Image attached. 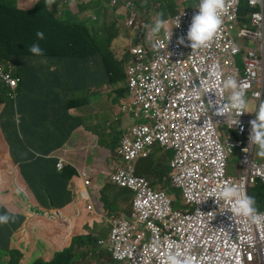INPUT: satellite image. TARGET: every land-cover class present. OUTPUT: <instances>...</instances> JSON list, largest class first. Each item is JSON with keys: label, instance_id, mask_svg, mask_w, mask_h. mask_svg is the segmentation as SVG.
Masks as SVG:
<instances>
[{"label": "clouds", "instance_id": "1", "mask_svg": "<svg viewBox=\"0 0 264 264\" xmlns=\"http://www.w3.org/2000/svg\"><path fill=\"white\" fill-rule=\"evenodd\" d=\"M47 1V7L54 2ZM69 1V11L73 13L71 4L76 0ZM16 3L18 6L17 0ZM18 8L31 9L25 4H20ZM89 10L92 13V8ZM102 11H105L106 17H97L100 37L111 45L118 37H124L121 51L126 52L127 45L130 54L144 56L145 64L153 69V93L148 100L140 99L139 104L146 108L153 107L154 125L140 126L141 136L134 140L126 137L127 133L122 127L117 137L122 134L124 156L130 143L144 141L149 135L148 130L156 128L157 110L172 104L174 109L182 112L200 111L213 122L223 150L220 158L215 157L195 177L203 175L198 179L216 187V191L212 194L214 198L194 199V206L176 211L192 214L195 219L197 214L194 210L197 207L198 216L205 224L216 225L219 232H226L225 236L228 234L239 238L250 233L253 239V231L264 222V206L251 192L255 186L264 185V0H105ZM89 15L79 17L91 25ZM36 36L44 39L42 31H37ZM134 40L137 43H133ZM29 51L35 56L43 52L35 43ZM118 54L116 52V56ZM179 58L193 64L195 71V75L190 73L178 79L185 92L182 98L169 95V82L177 78L174 66ZM158 80L163 81L164 90H160ZM199 87L204 90V98L199 96ZM127 108V100L123 99L121 112L124 124L129 117ZM153 142H159L173 151L171 166L176 185L178 170L174 161L177 150L174 146L154 138L146 143V154L139 155L138 159L149 156V146ZM258 156H262L259 166L263 173L254 176L248 171L252 168V158ZM233 157H237V160H233ZM2 184L0 229L8 227L13 219V212L2 202V194L8 190ZM218 208L220 212L215 214ZM152 216L153 229L161 222L154 214ZM70 244L71 241L67 246L55 250L52 258L40 256L31 264L38 260L51 263L56 253ZM100 246L97 244L94 249L103 251ZM205 251L213 253L216 248H210L207 244L199 247L200 256ZM11 253L14 259L10 264H17L23 256L22 251L13 249ZM165 264H181V259L176 253H169ZM257 264H264L261 255H258Z\"/></svg>", "mask_w": 264, "mask_h": 264}, {"label": "crops", "instance_id": "2", "mask_svg": "<svg viewBox=\"0 0 264 264\" xmlns=\"http://www.w3.org/2000/svg\"><path fill=\"white\" fill-rule=\"evenodd\" d=\"M124 42V37L114 40L113 44H116V52L119 54L109 63L103 61L102 64L94 62L80 66L79 71L97 70V78L75 77L79 71L72 70L73 64L67 72H62V76H53L59 66L52 65L50 69H46L39 62L32 63L33 66L41 67L42 73L49 74L46 77L41 75L36 88L30 89L26 83L23 86L25 106L28 109L36 107L33 110L34 119L43 118L41 109L48 108V103L63 106L66 102L70 103L65 117L74 125L73 132L79 137V141H72L70 138H74V133H71L69 139L61 147L50 151L49 155L57 160L62 159L64 166L68 164L75 170L69 182L72 199L62 209L47 210L32 205L25 191L13 183L12 177L11 182H3L2 187L8 190L2 194V202L13 212V219L8 227L0 229V264L12 262L13 249L23 253L17 264H31L40 256L50 259L55 250L69 244L70 236L72 239L78 234L90 235L94 239L91 242L84 239L83 246L75 245V254L79 256L75 259V264H81L80 260L83 259H94L104 264L102 260L105 256L107 259L111 258L114 264H129V259L120 254L136 240L145 244L151 239L152 231L154 232L151 227V208L139 205L135 190L119 181L129 171V164L124 156L122 134L118 137L117 134L124 126L126 137L134 140L141 136L140 126L154 125L153 107L146 108L139 104L140 99L148 100L153 93V69L145 64L144 56L127 52V45L126 52L121 51ZM100 65L106 69L99 68ZM87 66L90 68L87 69ZM139 66H142L141 69ZM174 71L177 78L169 82V95L182 98L185 92L178 79L190 73L195 75L194 65L179 58L175 62ZM50 88L54 91L48 93L58 92L62 99L39 105L40 98ZM198 91L199 96L204 98L203 88L199 87ZM123 99L127 100L129 113L125 124L121 112ZM104 121L115 127L110 139L112 147L88 146L92 140L101 144L109 143L105 136L95 134L100 132L98 125H102ZM162 150L167 156L164 160L158 157ZM166 150L168 149L159 142L150 144L149 156L137 160L135 174L150 178L152 187L170 200V210H188L190 204L184 192L175 185L171 166L173 155H167ZM113 156L122 157V164L112 166ZM2 163L0 161V168L3 169L0 172L1 179L5 172H12L8 161H4L8 165L6 167ZM56 229L61 235H58L54 243L47 244L46 238ZM65 233L70 236H62ZM117 236L121 238L118 251ZM89 243L101 245L106 249L105 253L95 251L94 246L90 248Z\"/></svg>", "mask_w": 264, "mask_h": 264}, {"label": "trees", "instance_id": "3", "mask_svg": "<svg viewBox=\"0 0 264 264\" xmlns=\"http://www.w3.org/2000/svg\"><path fill=\"white\" fill-rule=\"evenodd\" d=\"M3 4L11 5L10 14L3 10ZM16 4V0H0V65L6 66L7 76L19 81L16 88V108L2 94V90H0V103L5 102L9 105L12 117L16 110L20 112V121L16 123L11 116L3 120L0 111V161L10 163L13 183L25 191L32 205L45 209L47 206L51 210L62 209L72 199L69 182L75 170L68 164L64 166L62 159H55L49 155V152L61 147L60 145L69 139L71 133H74V125L65 117L70 103L66 102L64 106L48 103V108L41 109L43 118L35 120L33 110L36 107L28 109L25 106L23 86L26 83L30 89L36 88L38 80L41 79L42 68L33 66V62L41 63L46 69L57 65L59 70L64 72H67L68 66L73 64L72 70L77 72L85 63L102 64L103 61L109 63L106 50H109L111 43L100 37L98 19L92 22L89 18L92 24L88 23L87 28L92 33V40L97 41L96 47L90 45L92 41L87 39V29L84 27V22L88 21L69 11V0H54L49 7L43 4L30 10L18 8ZM71 18L76 20L73 27L68 24L61 25L60 22ZM37 31L44 33L43 40L37 38ZM34 43L41 47L42 55L35 56L29 51ZM89 68L87 66V69ZM97 75L93 71L83 70L75 77L97 78ZM53 91V88L48 89L44 97L40 98L39 105L62 99L58 92L48 93ZM98 126L100 132L95 134L105 136L109 143L101 144L92 140L88 146L111 148L110 139L115 127L107 121ZM72 136L74 137L70 138L72 141H79L75 133ZM122 162V157H112V166L120 165ZM251 192L258 203L264 206V185L255 186ZM58 235L61 234L56 229L45 242L54 243ZM84 235L78 234L70 238V246L57 252L51 263L38 260L34 264H75V259L79 257L75 254V245L83 246L84 239L89 242L94 239L90 235ZM94 244L96 243H89L88 246L92 248Z\"/></svg>", "mask_w": 264, "mask_h": 264}, {"label": "built area", "instance_id": "4", "mask_svg": "<svg viewBox=\"0 0 264 264\" xmlns=\"http://www.w3.org/2000/svg\"><path fill=\"white\" fill-rule=\"evenodd\" d=\"M9 77V76H7ZM208 81L207 78L204 79ZM160 90H164L163 81H157ZM157 125L154 130H148L147 138L136 143H130L125 157L129 171L119 178L122 184L131 186L137 195V203L151 208L161 224L154 225L151 239L145 244L134 241L124 250L123 256L129 259V264H165L169 253H176L181 264H251V255L256 253L264 259V222L256 228L258 246L253 245L250 233L243 237H234L219 228L207 225L198 216L197 207L192 214L170 210V200L162 193L155 191L149 179L135 174V164L139 155L146 154V143L158 138L163 144L174 146L177 157L174 166L178 173L175 176L176 185L181 187L191 206L194 199L214 198L212 194L216 187L195 177L199 170L215 157L220 158L223 147L219 144L213 122L209 117L198 112H182L169 104L163 110L156 111ZM133 159L134 161H132ZM195 177V178H193ZM217 203V201L215 200ZM182 211V210H181ZM220 209L215 211L218 214ZM120 236L116 238L117 251L121 245ZM202 240V242H201ZM207 244L216 248L213 253L205 251L200 256L199 247Z\"/></svg>", "mask_w": 264, "mask_h": 264}, {"label": "rangeland", "instance_id": "5", "mask_svg": "<svg viewBox=\"0 0 264 264\" xmlns=\"http://www.w3.org/2000/svg\"><path fill=\"white\" fill-rule=\"evenodd\" d=\"M19 4H25L26 6H30L31 9H35L36 7H38L39 5H43L48 3L47 0H35V1H30V0H17ZM105 0H76L74 3L71 4V9L73 11V13L75 15L79 16H86L87 14H90V18L92 20V22H95L97 20V17L99 18H105L106 17V13L105 11H102V6L104 4ZM67 5V3H65ZM106 7V6H105ZM90 8H92V13H90ZM3 10L10 14L12 12V7L9 4H3ZM94 18H93V17ZM61 25L63 24H68L69 26L73 27L76 24V20L71 18L68 19L66 21H62L60 22ZM88 22H84V27L87 29V39L90 42V45L92 47H96L97 46V41H93L92 40V33L90 32V30L87 28ZM100 32V29L98 31V33ZM133 43H137V40H134ZM127 52H129V49L127 50ZM106 55L109 57V62L114 60L116 57V44H112L111 47L109 48V50H106ZM99 68H103L106 69L104 66H99ZM10 70V68H9ZM58 70L56 69L53 72V76H62V72L60 71V73L58 74ZM95 74H97V70L94 71ZM49 76V74L47 72L42 73V77H46ZM18 79L13 78V77H7V72H6V66L4 65L2 68H0V90H2V94L4 96H6L10 102H12L14 104V108H16L17 106V95H16V88L18 86ZM21 84H24V82H21ZM6 87V90H4V88ZM0 111H1V118L4 120L6 118H8L9 116H11L10 114V107L8 104H6L5 102L0 103ZM19 114L20 112L16 110L14 117H12L16 123H18V121H20L19 119ZM167 155H169L170 157H172L173 155V151L168 149L166 150ZM159 159L164 160L167 156L165 154V151H161L158 154ZM233 160H237V157H233ZM260 161H262V156H258L256 158H252V168L250 169L249 174L251 175H259L263 173V169L259 166ZM5 167L8 166L7 164H5L4 162L2 163ZM3 169L0 168V172ZM13 175V171L11 172V174H9V172H5L3 174V178L0 180V184L3 182H11V177ZM150 179V178H149ZM45 209V208H44ZM46 209L49 210V207L46 206ZM257 230L253 231V242H251L253 245L258 246V239L255 236V232ZM62 236H70L69 234L65 233ZM101 250H103V252L105 253L106 249L103 248L102 246H100ZM257 254L254 253V257L251 261V264H257ZM102 262H104V264H114V262L111 260V258L107 259V256L104 257V259L102 260ZM81 264H101L100 261H95L94 259H83L80 260Z\"/></svg>", "mask_w": 264, "mask_h": 264}, {"label": "bare ground", "instance_id": "6", "mask_svg": "<svg viewBox=\"0 0 264 264\" xmlns=\"http://www.w3.org/2000/svg\"><path fill=\"white\" fill-rule=\"evenodd\" d=\"M253 257H254V253H252V255H251V260L253 259Z\"/></svg>", "mask_w": 264, "mask_h": 264}]
</instances>
